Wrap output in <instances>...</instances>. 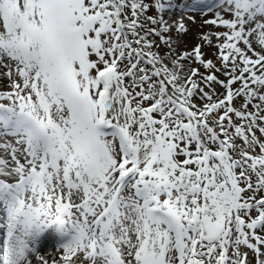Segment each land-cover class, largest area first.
I'll list each match as a JSON object with an SVG mask.
<instances>
[{"label": "snow or ice", "instance_id": "1", "mask_svg": "<svg viewBox=\"0 0 264 264\" xmlns=\"http://www.w3.org/2000/svg\"><path fill=\"white\" fill-rule=\"evenodd\" d=\"M0 234V264H264V0H0Z\"/></svg>", "mask_w": 264, "mask_h": 264}, {"label": "rangeland", "instance_id": "2", "mask_svg": "<svg viewBox=\"0 0 264 264\" xmlns=\"http://www.w3.org/2000/svg\"><path fill=\"white\" fill-rule=\"evenodd\" d=\"M178 2H183V0H178ZM151 14L152 13L150 12L149 15H151ZM180 15H181V12L179 9H177L173 13V18L178 19ZM210 16H211V14H209L208 17H204V18L207 19V18H210ZM167 17H168V14L165 13V18H167ZM196 17H197V23L196 24H192L191 22L185 21L186 27L190 30L188 35L183 38L188 49H191L197 42H199L197 40V34L200 31H208L209 28H211V26H206L205 28L201 29L200 24L202 23V20H201L200 14L196 13ZM216 30L223 31V29H216ZM173 35H175V34L173 33ZM181 50H183V46H182ZM203 51L205 53H208L209 49L207 47H205L203 49ZM211 58L214 59V57H211ZM193 66H198V65H193ZM201 71H203V69H201ZM238 104H239V101L237 102V106H238ZM257 135H259V133H257ZM0 239H3L2 234H0ZM48 254H49V258L57 255V253L51 248L48 249Z\"/></svg>", "mask_w": 264, "mask_h": 264}]
</instances>
